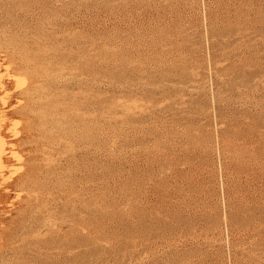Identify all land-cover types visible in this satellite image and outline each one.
Segmentation results:
<instances>
[{"label":"rangeland","instance_id":"1","mask_svg":"<svg viewBox=\"0 0 264 264\" xmlns=\"http://www.w3.org/2000/svg\"><path fill=\"white\" fill-rule=\"evenodd\" d=\"M0 264H264V0H0Z\"/></svg>","mask_w":264,"mask_h":264},{"label":"bare ground","instance_id":"2","mask_svg":"<svg viewBox=\"0 0 264 264\" xmlns=\"http://www.w3.org/2000/svg\"><path fill=\"white\" fill-rule=\"evenodd\" d=\"M1 147V146H0ZM1 155H2V152H0V163H1Z\"/></svg>","mask_w":264,"mask_h":264}]
</instances>
